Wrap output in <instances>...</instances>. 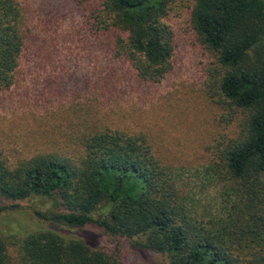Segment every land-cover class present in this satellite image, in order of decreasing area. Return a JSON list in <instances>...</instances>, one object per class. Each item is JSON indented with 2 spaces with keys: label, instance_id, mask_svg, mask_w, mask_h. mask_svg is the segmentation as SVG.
<instances>
[{
  "label": "trees",
  "instance_id": "trees-1",
  "mask_svg": "<svg viewBox=\"0 0 264 264\" xmlns=\"http://www.w3.org/2000/svg\"><path fill=\"white\" fill-rule=\"evenodd\" d=\"M72 1L92 41L140 81L172 71L175 34L164 19L174 0ZM194 1L192 26L215 58L213 86L237 119L217 156L228 181L220 214L194 215L144 131L96 129L73 153L42 150L15 163L0 149V217L34 199L41 223L4 220L0 264H122L70 230L87 226L171 264H264V0ZM27 43L20 0H0V92L15 84Z\"/></svg>",
  "mask_w": 264,
  "mask_h": 264
},
{
  "label": "rangeland",
  "instance_id": "rangeland-1",
  "mask_svg": "<svg viewBox=\"0 0 264 264\" xmlns=\"http://www.w3.org/2000/svg\"><path fill=\"white\" fill-rule=\"evenodd\" d=\"M20 2L28 43L15 84L0 92L3 154L15 163L42 150L73 153L81 135L96 129L144 131L174 170L194 215L206 220L220 214L228 181L217 156L237 119L213 86L215 58L191 23L195 1L170 3L164 20L175 34L173 69L157 83L140 81L129 63L99 48L72 0ZM18 202L20 211L0 217V224L40 226L31 208L35 200ZM70 230L94 246L109 247L122 264H171L166 255L98 227Z\"/></svg>",
  "mask_w": 264,
  "mask_h": 264
}]
</instances>
